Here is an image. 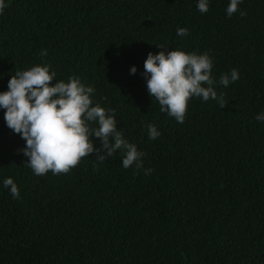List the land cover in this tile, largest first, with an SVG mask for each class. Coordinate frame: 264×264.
I'll return each instance as SVG.
<instances>
[{"label": "trees", "instance_id": "16d2710c", "mask_svg": "<svg viewBox=\"0 0 264 264\" xmlns=\"http://www.w3.org/2000/svg\"><path fill=\"white\" fill-rule=\"evenodd\" d=\"M197 3L5 0L0 92L35 65L77 76L145 155L125 169L121 151L103 163L93 152L67 174L37 176L0 108V264H264V0H242L231 17L230 0H209L203 14ZM175 49L209 54L225 107L193 97L183 124L160 111L144 61ZM233 68L240 78L220 85Z\"/></svg>", "mask_w": 264, "mask_h": 264}, {"label": "clouds", "instance_id": "9594fccd", "mask_svg": "<svg viewBox=\"0 0 264 264\" xmlns=\"http://www.w3.org/2000/svg\"><path fill=\"white\" fill-rule=\"evenodd\" d=\"M241 3L242 0H230L227 16L239 11ZM5 7V0H0V13ZM197 10L201 14L207 13L209 0H198ZM176 34L187 36L189 30L178 28ZM40 55L46 56L47 50H41ZM50 67L41 64L17 71L8 81V90L0 92V108L5 110L6 125L26 141L20 151L29 158L26 164L33 173L37 176L49 171L53 175L67 174L93 152L96 161L103 163L118 150L123 154V168L133 165L137 169L143 168L145 153L117 130L115 110L106 109L99 103L93 106L94 87L85 85L77 76L68 77L67 82L58 80ZM212 68L213 60L207 52L197 54L175 49L167 54L164 51L149 52L142 75L147 81L148 93L158 101L160 111L183 124L193 97L205 102L215 100L221 108L227 104L224 94L216 91ZM136 72V67H131L130 74ZM239 78V71L233 68L230 73L220 76L219 84L227 87ZM54 80L57 81L55 84L52 83ZM255 118L264 122V113ZM147 130L149 139L155 140L161 135L154 124H148ZM93 136L100 139L101 148L94 147ZM151 171L145 169V174L150 175ZM3 185L13 199L20 198L12 178L4 179Z\"/></svg>", "mask_w": 264, "mask_h": 264}]
</instances>
